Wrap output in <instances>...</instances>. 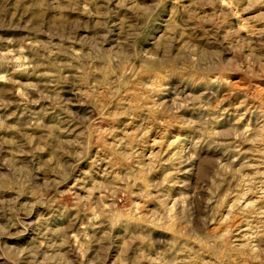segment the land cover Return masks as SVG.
I'll use <instances>...</instances> for the list:
<instances>
[{
	"label": "rangeland",
	"instance_id": "rangeland-1",
	"mask_svg": "<svg viewBox=\"0 0 264 264\" xmlns=\"http://www.w3.org/2000/svg\"><path fill=\"white\" fill-rule=\"evenodd\" d=\"M0 264H264V0H0Z\"/></svg>",
	"mask_w": 264,
	"mask_h": 264
}]
</instances>
